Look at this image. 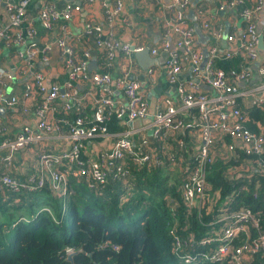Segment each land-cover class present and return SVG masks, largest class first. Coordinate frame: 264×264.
Returning <instances> with one entry per match:
<instances>
[{
  "label": "built area",
  "instance_id": "built-area-1",
  "mask_svg": "<svg viewBox=\"0 0 264 264\" xmlns=\"http://www.w3.org/2000/svg\"><path fill=\"white\" fill-rule=\"evenodd\" d=\"M29 1L0 0L4 6L0 42L20 48L16 55L21 60L11 72L23 77L19 91L14 92L9 85L13 78L10 69L0 66V105L19 108V113L32 122L22 124L12 136L0 124L1 196L47 187L59 199L63 214L72 192L70 178L97 193L116 181L123 191L121 203L135 190L134 172L165 167L175 172L180 199L188 209L214 212L212 219L203 222L209 227L205 235L195 239L192 234L181 237L172 233L171 255L183 264H261L264 230L258 213L246 206L231 207L233 192L212 207L214 194L210 193L206 172L215 159L228 162L239 153L252 156L247 160L249 165L253 162L264 172V126L253 117L256 109L264 113V1L208 0L214 12L227 14L220 21L203 2L192 5L194 0H154L160 5L161 38L149 52L165 55L161 72L167 82L176 84V92L175 96H157L152 112L147 87L160 70L146 68L143 83L131 76L135 66L129 56L141 51L142 46H133L116 33V23L124 22L123 0H72L61 5L56 0H44L36 17L44 31L57 30L53 41L39 40L38 30L27 17ZM135 1L137 5L144 3ZM95 2L106 30L97 20L82 19V36L75 35L73 44L67 45L66 22ZM190 9L194 21L188 18ZM84 41H90L97 51L100 70L87 69V48L77 54L74 45ZM53 44L63 60L62 82H58L57 73L48 75L44 70ZM123 57L124 64L117 65V74L111 76L113 62ZM36 59L41 67L33 70ZM231 59L240 62L228 68L215 65L217 60ZM184 72L188 73L186 80L179 77ZM87 84L89 89L79 90ZM111 115L122 128L119 132L105 129ZM146 118L145 123L131 124ZM248 121L261 131L250 130ZM48 140L54 141L53 146L43 144ZM29 146L36 147V152L25 177L18 179L10 174L11 162L16 152ZM241 175L237 171V176ZM104 245L108 244L100 246ZM110 246L117 249V245ZM73 252L65 247L61 256Z\"/></svg>",
  "mask_w": 264,
  "mask_h": 264
},
{
  "label": "trees",
  "instance_id": "trees-1",
  "mask_svg": "<svg viewBox=\"0 0 264 264\" xmlns=\"http://www.w3.org/2000/svg\"><path fill=\"white\" fill-rule=\"evenodd\" d=\"M239 62L217 60L215 65L236 67ZM63 79L62 75L58 82ZM253 117L259 120L260 127L264 126L260 109L255 110ZM104 125L107 132L122 129L113 115ZM247 126L252 131H261L249 121ZM252 158L239 153L228 162L215 159L207 169L206 181L210 193L214 194L212 207L233 192L231 207L246 206L258 213L264 230V172L252 165L253 162L249 165L247 160ZM165 169L134 172L135 190L121 203L123 191L116 181L97 193L84 182L70 178L72 192L63 214H60L59 199L47 187L8 198L0 194V203L18 201L17 210L25 198L33 202L26 207L31 216L25 220L20 219L21 215L6 214L0 207L5 217L0 222V264H183L170 253L172 233L199 238L209 228L203 222L212 219L214 212L205 213V208L188 209L180 199L176 176L167 184L170 176ZM237 171L242 175L237 176ZM104 242L108 245L100 246ZM110 244L117 245V249ZM65 247L75 251L71 261L61 256ZM260 263L264 264V260Z\"/></svg>",
  "mask_w": 264,
  "mask_h": 264
},
{
  "label": "crops",
  "instance_id": "crops-1",
  "mask_svg": "<svg viewBox=\"0 0 264 264\" xmlns=\"http://www.w3.org/2000/svg\"><path fill=\"white\" fill-rule=\"evenodd\" d=\"M44 0H30L27 4L26 13L29 21L31 24L36 27L39 33V40H49L53 41L55 36L57 35V30L54 29L51 32H46L43 29L40 28L38 19L36 17V12L38 10V6L41 2ZM59 5H61L64 2L72 1V0H56ZM162 3L167 2V0H159ZM264 1V0H263ZM203 2L206 6V9L210 12H213L212 14L214 17H216L220 21H224L227 17L226 13H216L214 12L213 6L209 3L208 0H199L197 1ZM159 4L156 3L154 0H144V3L141 5H137L135 0H123V9H122V18H124V22H117L115 25L116 33L119 37L124 38V40L128 41L133 46H142L143 48H148V55L150 57L155 58L156 62L152 65H149L145 68H142L136 61L135 58H131L129 56L130 61L135 66V68L132 71V77L134 79L144 82V71L148 67H154L156 69H159V74L156 76V79L154 83L151 86L147 87V95L149 93L155 94L157 96L168 95L173 96L172 92V84L167 82L165 78L162 75L161 69L163 66V60L165 58V55L161 52L156 53L154 56L150 54L149 49L157 46L159 43V40L161 38L160 28L158 25V10H159ZM262 17V12L258 14V19ZM0 18H4V6L3 3L0 2ZM86 19H92L97 20L103 30H106V24L101 16V10L98 8L97 3L91 4L88 7H84L82 11L72 18L70 21H67V27H68V35L66 37L65 43L67 45L73 44V37L76 36H82L81 35V21ZM62 21L59 20V23ZM77 49V54H80V51L84 48H87L89 51V60L92 58V56L95 57L96 62V68L93 70H100V62L98 59V54L93 45L90 43V41H84L77 45H74ZM20 50V48H16L14 46H5L0 42V66L5 69H11L14 65L19 64L21 58L17 57L16 53ZM58 48L55 44H53L49 58H48V64L44 66V70L49 72L48 75L57 73L58 80L63 75L65 77V74L63 73V60L58 52ZM128 57V56H127ZM126 58V57H125ZM125 58H119L117 61L113 62L112 68L109 70L111 76H115L117 74L118 67H120L121 64H124ZM147 58V57H145ZM41 67V63L39 59H36L33 64V70L39 69ZM13 78L10 80V88L14 92H18L21 87V82L23 77H21L17 74V72L12 73ZM27 76V74H26ZM180 79L186 80V77H188V73L184 72L182 75L179 76ZM144 85V84H143ZM83 86V87H82ZM79 87V90L84 91L87 88L89 89L87 85H82ZM119 95V94H117ZM28 123L29 125H32V122L27 119L26 116L19 113V108H7L5 107L4 116L0 117V124L3 126L5 125L7 128V133L11 136L15 134V132L18 131L19 127L24 124ZM54 141L48 140V142L43 143L44 145L49 144L53 146ZM36 152V147L29 146L25 150H20L19 152H16L13 156L11 166H10V174L15 176L18 179H23L26 175V173L29 171L30 166L32 164L33 156ZM17 201V200H16ZM57 201L54 202L57 206ZM53 204V206H54ZM53 211V210H52ZM51 212V209H50ZM53 214V212H51Z\"/></svg>",
  "mask_w": 264,
  "mask_h": 264
},
{
  "label": "water",
  "instance_id": "water-1",
  "mask_svg": "<svg viewBox=\"0 0 264 264\" xmlns=\"http://www.w3.org/2000/svg\"><path fill=\"white\" fill-rule=\"evenodd\" d=\"M198 0H194L192 2V5H195L197 3ZM188 18L189 20L191 21H194V15H193V11L192 9H190L188 11ZM194 28H195V32L198 34V37L203 41L204 40V37L200 34L199 30H198V27L197 25H194ZM221 45L224 46V41L221 40ZM257 50H258V53H259V56L261 57L263 55V45H262V36L259 35L257 37ZM130 57L131 58H135L137 63L142 67V68H145L149 65H152L153 63L156 62L155 58L153 57H150L148 55V48H143L141 51L139 52H133L130 54ZM147 57V58H145ZM257 64V61H255L254 65ZM96 68V62H95V57L92 56V58L89 60L88 64H87V69L88 70H93ZM11 75H12V72H11ZM188 77H186L187 79ZM143 85V84H142ZM200 87L205 90V91H208L209 88L205 85H202L200 84ZM172 92L174 93L173 96H175V92H176V84H172ZM168 95V93L166 94ZM170 96V95H169ZM157 97V95L155 94H151L149 93L147 95V100H148V105H149V112H152L153 110V106H154V101H155V98ZM4 111H5V107L3 105H0V117H3L4 116ZM127 118L124 117V120H126ZM148 121V118L146 119H143V120H140V119H135L131 122L132 126H137V125H140L141 123H145ZM78 251V250H77ZM75 252V251H74ZM73 252V253H74ZM72 253V254H73ZM72 254H69L67 257H66V260H69L71 261V256Z\"/></svg>",
  "mask_w": 264,
  "mask_h": 264
},
{
  "label": "rangeland",
  "instance_id": "rangeland-1",
  "mask_svg": "<svg viewBox=\"0 0 264 264\" xmlns=\"http://www.w3.org/2000/svg\"><path fill=\"white\" fill-rule=\"evenodd\" d=\"M263 116H264V113H263ZM167 172H168V175L170 176L169 179L167 180V184H171L173 182V177L175 176V172L172 170H167ZM29 203H33V202L30 201V199L25 198L21 205V209L17 210L18 205H19L18 201L15 202L14 200H8L5 204L0 203V207H3V210L5 211L6 214L12 215L14 213L15 217H19L21 215L22 216L21 218L28 219L31 216L30 211L27 210L26 208ZM57 208L58 207H56L55 209ZM35 209H36V205H33V210ZM1 212L2 211L0 210V222L2 220H5V217L2 215Z\"/></svg>",
  "mask_w": 264,
  "mask_h": 264
}]
</instances>
